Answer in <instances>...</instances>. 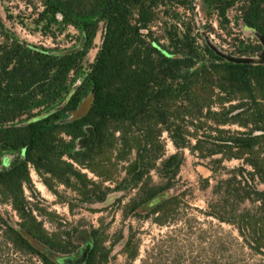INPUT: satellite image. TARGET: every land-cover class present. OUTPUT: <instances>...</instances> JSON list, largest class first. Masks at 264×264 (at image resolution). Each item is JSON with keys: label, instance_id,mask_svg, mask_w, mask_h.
Masks as SVG:
<instances>
[{"label": "trees", "instance_id": "obj_1", "mask_svg": "<svg viewBox=\"0 0 264 264\" xmlns=\"http://www.w3.org/2000/svg\"><path fill=\"white\" fill-rule=\"evenodd\" d=\"M40 2L48 23L73 25L84 42L81 49L58 52L20 37L0 17V204L11 205L19 217L13 222L0 213V264H63L57 255L78 249L72 236L48 230L28 200L32 168L55 194L65 184L94 202L137 188L132 208L147 204L164 212L179 202L164 193L186 148L201 158L221 155L217 164L242 160L222 181L226 195L215 206L223 214H210L234 224L246 244L264 255V189L257 185L264 184V63L230 61L206 42L201 47L192 28L181 29L179 22L163 34L154 29L161 13L179 19L176 7L195 13V0ZM203 2L223 20L239 4V19L264 35V0ZM101 22L103 40L86 71L83 61ZM260 51L252 45L251 52ZM90 95L91 110L74 119ZM233 125L241 129L227 128ZM164 133L177 149L166 158ZM8 154L13 159L6 163ZM121 169L126 177L119 180ZM153 170L165 182L152 184ZM230 197L237 205L249 200L253 208L228 218ZM91 236L82 264H110L107 237L98 229ZM126 251L130 259L138 255L131 238Z\"/></svg>", "mask_w": 264, "mask_h": 264}, {"label": "rangeland", "instance_id": "obj_2", "mask_svg": "<svg viewBox=\"0 0 264 264\" xmlns=\"http://www.w3.org/2000/svg\"><path fill=\"white\" fill-rule=\"evenodd\" d=\"M194 5L195 13L188 8L176 7L175 10L180 12L179 19L161 13L154 29L163 34L166 27L179 22L181 29L192 28L201 47L206 42L228 57L261 62L263 45L256 30L239 19V4L228 10L224 20L203 0H195ZM43 9L40 0H0V17L20 37L58 52L81 49L84 42L81 32L73 25L64 27L61 22L48 23L42 15ZM104 31V23L101 22L93 47L83 61L86 71L95 61ZM255 44L261 46L259 53L251 52ZM227 128L241 129L237 125ZM163 138L166 141V158L177 149L167 133ZM184 156L172 187L164 193L167 198L177 196L179 202L177 205L168 204L164 212H154L147 204L132 208L130 201L136 196L137 188L113 191L104 201L94 202L65 184L57 186L58 193L55 194L33 168V185L26 188L25 194L32 205L41 210L39 218L48 230L57 228L64 238L72 236L78 245L73 253L57 255L63 264L84 262L93 244L91 232L94 229L107 237L106 245L111 246L110 264H264V255L246 244L234 224L220 221L210 214L212 211L223 214V209L215 206L226 195L222 181L231 178V170L240 166L242 160H225L217 164L213 160L221 158V155L201 158L188 148L184 150ZM12 159L10 154L5 157L6 163ZM248 169L251 170L250 167ZM84 171L93 180H101L87 169ZM119 176V180L125 178V170L121 169ZM151 178L152 184L165 182L156 170L151 172ZM257 185L264 189V184ZM245 208L252 209V202L247 200L237 205L230 197L224 215L233 218ZM0 213L13 222L19 221L9 204H0ZM158 218L165 223L160 224ZM130 238L132 246L138 247V255L134 259H130L126 251Z\"/></svg>", "mask_w": 264, "mask_h": 264}, {"label": "water", "instance_id": "obj_3", "mask_svg": "<svg viewBox=\"0 0 264 264\" xmlns=\"http://www.w3.org/2000/svg\"><path fill=\"white\" fill-rule=\"evenodd\" d=\"M258 38L260 39L262 45H263V50L260 53L261 55V62L260 63H264V35L258 31H256ZM214 50H216V52L218 54H220L221 56H223L224 58H227L230 61H234V62H238V63H252L249 59L246 58H240V57H228L224 52H222L221 50H219L217 47L210 45ZM93 101H94V96L90 95L88 97H86L82 103L79 105V107L74 111L73 113V118L77 119L80 117L85 116L86 114L89 113V111L92 108L93 105ZM159 200H161V197L156 198L154 201L151 202V205L158 202Z\"/></svg>", "mask_w": 264, "mask_h": 264}]
</instances>
